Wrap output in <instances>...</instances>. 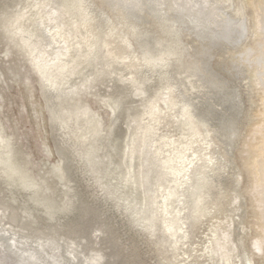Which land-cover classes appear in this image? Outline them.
I'll return each instance as SVG.
<instances>
[{
  "label": "rangeland",
  "instance_id": "rangeland-1",
  "mask_svg": "<svg viewBox=\"0 0 264 264\" xmlns=\"http://www.w3.org/2000/svg\"><path fill=\"white\" fill-rule=\"evenodd\" d=\"M59 1L0 0V134L3 143L7 144H3L0 152L5 158L10 151V160L24 173L27 184L26 188H21L14 179L10 185L0 171V264H23L18 250L26 251L31 261L35 260L33 256L37 259L36 256L45 253L39 264H77V261L78 264H226L212 252L215 241L221 240L226 231H232L228 247H235L229 255L231 264H264V248L259 251L253 246L254 241L264 236V207L258 206V200L264 199V190L262 194L254 193L255 185L264 188V63L260 62L264 61L262 0H210L212 3L207 7L212 5L213 17L205 27L190 24L187 15L177 16L176 0H162L159 5L137 0L134 8L120 0H85V14L92 27L72 34L69 44L79 46L91 34H98L103 39L114 31L118 35L114 33L112 41H115L108 50L116 58L111 64L113 67L108 68L106 48H100L98 58L86 61L82 57L74 76L62 78L55 93L44 88L28 49L20 47L19 39L11 38L9 31L15 28L14 19L24 15L21 25L26 31L25 37L37 41L39 49L48 51L45 60L52 61L54 54L62 50L65 37L71 34L73 22H81L79 16H65L68 27L53 41L50 33L55 30L54 25L41 21ZM241 22L245 24L244 32L240 30ZM230 27L233 33L230 32L228 37ZM84 51L79 55H84ZM160 51L174 52L168 57L167 67L148 68L144 55L147 52L157 55ZM170 92L177 94L172 95L174 100L178 98L172 108L179 110L167 108L163 103V98ZM52 101L57 102L54 110L61 115L59 121L80 113L78 128L71 134H76L82 141H73L72 148L65 140L67 132L51 120L49 102ZM155 102L161 109L162 117L159 114L160 118H157L160 123L143 112ZM182 108L191 112L198 126L195 137L188 126L180 123L185 117L181 116ZM141 117L144 118L141 120ZM136 119L139 124L134 123ZM147 124L154 127L149 143L154 145L158 141V145L163 146L156 156L158 159L153 156V159L150 156L143 159L137 155L130 162L129 147L138 133L136 130ZM158 137L165 139L159 138L160 141ZM195 140L201 143L197 144ZM172 142L177 145H171ZM182 144L185 145L184 156L182 161L178 160L182 163L176 162L184 169L182 176L178 180L168 174L159 181V171L152 165L173 156V151L183 150ZM187 148L192 151L188 153ZM162 155L165 157H160ZM191 160L194 161L189 163ZM222 165L225 170L221 169ZM185 168L189 173L184 172ZM199 168H205L204 172ZM156 169L160 170L159 167ZM203 174L210 176L214 185L209 190L211 197L205 202L203 212L196 215L194 207L199 195L196 188ZM143 180H146L145 188L141 186ZM171 188L177 193L173 198L165 199L164 195L174 190ZM163 205L169 207L162 213L160 207L163 209ZM150 208H159L163 222L179 218L176 238L164 241V245L158 244L163 242L161 233L152 235L144 227L143 218L152 214ZM144 209L146 215L143 216ZM72 222L77 230L72 229ZM100 229L104 232L101 237L98 236ZM173 243L177 245L175 249L171 247Z\"/></svg>",
  "mask_w": 264,
  "mask_h": 264
},
{
  "label": "bare ground",
  "instance_id": "bare-ground-1",
  "mask_svg": "<svg viewBox=\"0 0 264 264\" xmlns=\"http://www.w3.org/2000/svg\"><path fill=\"white\" fill-rule=\"evenodd\" d=\"M28 1V0H27ZM37 1V0H36ZM45 2L46 1H48V0H44ZM136 1L137 0H131V1H128V0H120V2L121 3H123V2H125V3H127V5H131V7H133L134 8V5L136 4ZM149 1H153V2H155V3H157V5H159L158 3L159 2H161L162 0H148V2ZM38 2H40V1H38ZM129 2V3H128ZM58 3V2H57ZM87 3H88V1H87ZM86 3V4H87ZM124 3V4H125ZM165 3V2H164ZM176 3H177V9L175 10V14L178 16V15H187V17H188V19H189V21H190V24H191V22H193V23H195L196 25H198V26H200V25H202L203 24V26L205 25V24H207V25H209V23H211V20H212V17H213V9L211 8L212 7V5H211V7H207V4H209V3H212V2H210V0H176ZM40 4V3H39ZM42 4V3H41ZM56 4V3H55ZM85 0H60L59 1V3H58V5L55 7V8H51L52 10H50L49 12H48V14L44 17V19L41 21V23H43V22H50L51 24H53L54 25V31L52 32V33H50L51 35L50 36H52V40L54 41L55 39H56V36L58 37L59 35H61V32H62V30H66L65 28L66 27H68V22H67V20H66V17L65 16H69V17H73V16H79V17H81V22L80 23H76L75 24V22H73L74 23V25L72 26L73 28H72V30H71V34H69V36H67V37H65V39H64V43H62V45L63 46H61L60 44V46L62 47V50L60 51V52H56L55 54H54V58L52 59V61H51V59H50V61L48 62L47 60H45L46 58V53L48 52V51H43V50H41V49H39V43L37 42V41H33V40H30V39H28L27 37H25V34H26V31H25V29H24V27L21 25V21H22V19H23V16L24 15H19V16H17L15 19H14V25H15V28H14V30H10L9 32H10V34H11V38L13 37V38H18L19 40H18V42H19V46L20 47H22V48H25V49H28V51H29V54L31 55V62H32V64L34 65V68L35 69H37V71L39 72V74H40V77H41V80H42V82H43V86H44V88L46 89V90H51L52 92H55V93H57V91H58V85L60 84V80L62 79V78H64V77H67L68 78V76H72L73 74H75L76 73V71L78 70V68H79V65H80V60H81V58L83 57V58H86L85 60L87 61V59L88 58H98L99 56H98V52H99V50H100V48H106V50H107V56H108V63H107V65L109 66L108 68H111V67H113V65H111L114 61H115V56L116 55H114L110 50H108V48H110L111 47V44H112V42L113 41H115V40H113L112 41V38H114V31L112 32H110L105 38H103V39H101V38H99V35L98 34H91V36L90 37H88V38H85L82 42H80L79 43V46H76V45H78L77 43H76V45L75 46H71L70 44H69V39H70V37H71V35L72 34H77V33H80L82 30H84V29H88V28H90V27H92L91 26V20L89 21V17H87L86 16V14H85V11H86V7H85ZM90 4H91V2H90ZM262 4H263V10H264V0H262ZM34 5H35V3H34ZM153 5V4H152ZM160 5H162V4H160ZM50 6V5H49ZM156 6V5H155ZM262 6V5H261ZM154 7V6H153ZM16 8V7H15ZM39 8V7H38ZM49 8V7H48ZM47 8V9H48ZM96 8V7H95ZM155 8H157V6L155 7ZM214 8H215V6H214ZM217 8V7H216ZM37 9V8H36ZM219 10V9H218ZM32 11V10H31ZM19 12V11H18ZM43 12V11H42ZM100 13H101V11H99ZM178 12V13H177ZM183 13V14H182ZM207 13H210V14H207ZM25 14V13H24ZM42 15V14H41ZM206 15V16H205ZM215 15V14H214ZM25 16H27V15H25ZM35 16V15H34ZM38 16V15H37ZM67 16V17H68ZM96 17V16H95ZM103 17V16H102ZM184 17V16H183ZM99 18V17H98ZM26 19V18H25ZM42 19V18H41ZM184 19V18H183ZM30 20V19H29ZM38 20V19H37ZM69 20V19H68ZM75 20V19H74ZM111 22V21H110ZM208 22V23H207ZM37 23H39V22H37ZM108 23H109V21H108ZM231 23V22H230ZM27 24V23H26ZM49 24V23H48ZM50 24V25H51ZM216 24V23H215ZM98 25V24H97ZM102 25V24H101ZM120 25V24H119ZM119 25H118V27H119ZM193 25V24H192ZM26 26V25H25ZM229 26V25H228ZM232 26V25H231ZM13 27V26H12ZM27 27H28V25H27ZM26 27V28H27ZM43 27V26H42ZM46 27V26H45ZM131 27H132V25H131ZM205 27V26H204ZM37 28V27H36ZM35 28V29H36ZM39 28V27H38ZM122 28H124V27H121V29ZM197 28V27H196ZM207 28V27H206ZM224 28V27H223ZM241 29V31H243L244 32V28H245V24H244V22H241V27H240ZM135 29V28H134ZM198 29V28H197ZM200 29V28H199ZM201 29H203V28H201ZM233 29V28H232ZM232 29H231V27L230 28H228V32H229V35H228V37L230 36V32H232ZM38 30V29H37ZM70 30V29H69ZM133 30V29H132ZM261 30H262V32L264 33V14H263V17H262V28H261ZM35 31V30H34ZM238 31V30H237ZM67 32V31H66ZM118 32H120V31H118ZM35 33V32H34ZM90 33V32H89ZM88 33V34H89ZM123 33V32H122ZM233 33V32H232ZM115 34H117V33H115ZM133 34V33H132ZM32 35V34H31ZM30 35V36H31ZM46 35H48V34H46ZM82 35V34H81ZM118 35V34H117ZM116 35V36H117ZM73 36V35H72ZM47 37H49V36H47ZM75 37V36H74ZM130 37V36H129ZM234 37V36H233ZM32 38V37H31ZM50 38V37H49ZM48 38V39H49ZM72 38V37H71ZM76 38V37H75ZM74 38V39H75ZM79 38V37H78ZM118 38V37H117ZM126 39V38H125ZM51 40V41H52ZM58 40V39H57ZM76 40V39H75ZM79 40V39H78ZM81 40H82V38H81ZM118 40V39H117ZM116 40V41H117ZM16 41V40H15ZM71 41V40H70ZM120 41V40H119ZM119 41H117V42H119ZM128 41V40H127ZM39 42H40V40H39ZM50 42V41H49ZM58 42V41H57ZM74 42H76V41H73V43ZM52 43V42H51ZM54 43V42H53ZM123 43V42H122ZM127 43V42H126ZM48 44V43H47ZM75 44V43H74ZM50 45V44H49ZM51 46V45H50ZM55 46V45H54ZM42 47H44V46H42ZM57 47V46H56ZM114 47V46H113ZM130 47H132V46H130ZM48 48V47H47ZM58 48V47H57ZM43 49H45V48H43ZM53 49H55L54 47H53ZM85 49V53H84V55H79V53L81 52V51H83ZM116 49V48H115ZM46 50V49H45ZM58 50V49H57ZM56 50V51H57ZM60 50V49H59ZM126 50V49H125ZM164 50V49H163ZM171 50V49H170ZM127 51V50H126ZM128 51H129V48H128ZM130 51H131V49H130ZM53 52V51H52ZM172 52V51H171ZM51 53V52H50ZM74 53H76L75 55H74ZM48 54V53H47ZM116 54V53H115ZM124 54V53H123ZM127 54V53H126ZM170 54V55H169ZM172 54H174V52L173 53H166V51L164 52V51H160V53L159 54H157V55H152V54H150L149 52H147L145 55H144V59H145V64H146V66L149 68V67H153V68H155L156 66H164L165 68L167 67L166 66V64H168V57L169 56H171ZM49 55V54H48ZM47 55V56H48ZM106 55V54H105ZM67 56V57H66ZM85 56V57H84ZM104 56V55H103ZM123 57V56H122ZM126 57V56H125ZM124 58V57H123ZM131 59H133V58H131ZM122 60V59H121ZM260 60V59H259ZM263 60H264V58H263ZM127 61V60H126ZM137 61H138V59H137ZM117 62V61H116ZM134 62V61H133ZM141 62V61H140ZM260 62L263 64L264 63V61H261L260 60ZM137 63V62H136ZM121 64V63H120ZM133 64V63H132ZM144 64V65H145ZM131 66V65H130ZM144 67V66H143ZM168 71V70H167ZM263 74H264V72H263ZM74 76V75H73ZM171 76V75H170ZM174 76V75H173ZM134 78H136V77H134ZM171 78V77H170ZM170 81V80H169ZM171 82V81H170ZM170 82H169V84H170ZM42 84V83H41ZM174 84V83H173ZM176 84V83H175ZM175 87H177V86H175ZM169 88H167V90H168ZM172 89H173V87H172ZM177 90V89H176ZM175 90V91H176ZM170 91H171V89H170ZM174 91V90H173ZM141 92V91H140ZM165 93V92H164ZM167 94V93H166ZM173 94H172V92H170L169 93V95H168V97L167 98H163V103L165 104V106L167 107V108H172L174 105H175V100H178V98L177 99H173V96L174 95H177V94H174L173 96H172ZM161 97V96H160ZM158 99H159V97H157ZM156 98V99H157ZM113 99V98H112ZM185 99V98H184ZM111 101V100H110ZM153 101V100H152ZM155 101V100H154ZM145 102V101H144ZM162 102V101H161ZM178 102V101H177ZM177 102H176V104H177ZM183 102V101H182ZM188 103V102H187ZM57 104V102L55 101H52V102H49V105H50V108H51V120H52V122L53 123H55L56 124V126L57 125H59L61 128H62V130H64V131H66L67 132V137H65V140H66V142H69V146H71V148H72V146H73V141H77V142H81L82 141V139H80L76 134H73L74 135V137H73V135L71 134L72 133V131H73V133H75L74 132V130L76 129V128H78V125H79V121H80V113L79 112H77V114H75V115H73V116H71L69 119H66V120H64V121H59V119H60V114L59 113H57L55 110H54V107H55V105ZM149 105V104H148ZM182 105V104H181ZM162 107H163V104H162ZM182 107V106H181ZM185 107V106H184ZM165 108V107H164ZM167 108H165V109H167ZM173 108H175V107H173ZM172 108V109H173ZM188 108V107H187ZM145 109H146V112L145 111H143L144 113H146V114H144V116L146 115L147 117H150V119L151 120H153V121H155L157 118L159 119L160 118V111H161V109H160V105H158V103H156L155 102V104H151V105H149L148 106V108H146L145 107ZM178 109V108H177ZM177 109H173V110H177ZM183 110H182V113H181V116L182 117H184V118H186V114H187V118L184 120V118H183V120L180 122L181 124H183V125H185V126H188V128L190 129V131H191V133L193 134V136L195 137V135H196V133H197V131H198V126L196 125V122L193 120V118H192V115H191V112H189L188 113V111H187V109H184V108H182ZM192 109V108H191ZM112 110V109H111ZM164 110V109H163ZM179 110V109H178ZM164 112V111H163ZM175 112V111H174ZM167 113V112H166ZM168 113H169V111H168ZM173 113V112H172ZM141 114H142V112H141ZM160 114V115H159ZM163 114V113H162ZM195 114H197V113H195ZM194 114V115H195ZM168 115V114H167ZM190 115V116H189ZM202 115V114H201ZM140 116V115H139ZM142 116V115H141ZM159 116V117H158ZM161 117H162V115H161ZM174 117V116H173ZM179 117V116H178ZM181 117V118H182ZM197 117V116H196ZM199 117H201V116H199ZM139 118V117H138ZM144 118V117H143ZM142 117H141V120L143 119ZM202 118V117H201ZM200 118V119H201ZM205 118V117H204ZM148 119V118H147ZM146 119V120H147ZM158 119H157V123L159 122L158 121ZM141 120H140V122H141ZM145 120V121H146ZM163 120V119H162ZM161 120V121H162ZM178 120V119H177ZM177 120H176V122H177ZM181 120V119H180ZM153 121H150V122H153ZM58 122V123H57ZM89 124H90V122L89 121H87ZM147 122V121H146ZM166 122V121H165ZM134 123H136V124H139V121H138V119H136L135 120V122ZM160 123V122H159ZM135 124V125H136ZM141 124V123H140ZM143 124H145V122L143 123ZM148 124H150V123H148ZM145 125V126H141L140 125V127H139V129L140 130H136L138 133L135 135V137L133 138V142H132V145L129 147L130 148V150H129V161L131 162V161H133V160H135V157L137 156V155H140L143 159L145 158H148L149 156L152 158V156H153V158L154 159H158V157H156V156H158L159 154H160V148H162V147H160L159 145H158V141H155L156 143H157V145H155L156 143L153 141V143H155L154 145L152 144V143H149L150 141L148 140L149 139V137H150V134L152 133V129L154 128V127H152V125ZM166 124V123H165ZM54 125V124H53ZM139 126V125H138ZM200 126V125H199ZM59 127V128H60ZM161 127V126H160ZM262 127V126H261ZM155 128H157V127H155ZM264 129V128H263ZM61 130V129H60ZM177 130V129H176ZM202 130V129H201ZM155 131V130H154ZM185 131V130H184ZM255 131V130H254ZM264 131V130H263ZM131 132V131H130ZM202 132V131H201ZM262 132V131H261ZM1 133V132H0ZM133 134V133H132ZM153 134H154V132H153ZM199 134V133H198ZM209 134V133H208ZM256 134V133H255ZM152 135V134H151ZM175 135V134H174ZM200 135V134H199ZM263 135H264V133H263ZM87 136V135H86ZM160 136V135H159ZM76 137H78L79 139H75ZM98 137V136H97ZM131 137V136H130ZM129 137V138H130ZM133 137V136H132ZM84 138V137H83ZM128 138V137H127ZM128 138V139H129ZM152 138V137H151ZM162 139L161 137H158L157 138V140L158 139ZM187 138V137H186ZM190 137H188V139H189ZM193 138V137H192ZM197 138V137H196ZM131 140H132V138H130ZM159 139V140H160ZM164 139H165V137H164ZM164 139H162V140H164ZM199 139V138H198ZM205 139V138H204ZM207 139V138H206ZM210 139H211V137H210ZM150 140H152V139H150ZM172 140H174L175 141V139H172ZM172 140H170V141H172ZM184 140V139H183ZM203 140V139H202ZM264 140V139H263ZM63 141V140H62ZM161 141V140H160ZM165 141H167V139L165 140ZM164 141V142H165ZM184 141H187V140H184ZM206 141V140H205ZM3 142H5L3 139H2V136H1V134H0V151H1V147L2 146H5V145H7V144H5V143H3ZM163 142V141H162ZM168 142V141H167ZM167 142H166V144H167ZM203 142V141H202ZM211 142H212V139H211ZM232 142V141H231ZM262 142V141H261ZM260 142V143H261ZM64 143V142H63ZM176 142H174V144H175ZM179 143V142H178ZM190 143V142H189ZM188 143V144H189ZM192 143V142H191ZM195 143H197V144H199V143H201V142H196V140H195ZM194 143V144H195ZM203 143H206V142H203ZM3 144H5V145H3ZM82 144V143H81ZM149 144H151V145H153V146H155L154 148V151H152L151 150V145H149ZM160 144H162V143H160ZM169 144V143H168ZM173 144V142H172V144L171 145H174ZM193 144V145H194ZM209 144V143H208ZM264 144V143H263ZM263 144H260L261 146L263 145ZM65 145H66V143H65ZM80 145V144H79ZM128 145V144H127ZM163 145H164V143H163ZM170 145V146H171ZM176 145H177V143H176ZM181 145V144H180ZM183 145V144H182ZM185 145H187L186 143H185ZM185 145H183L184 147H182L183 148V150H179L177 153H173L172 152V154H173V156H168L167 158H164L165 157V155L163 156H160V157H163L164 159L162 160V158H160L161 160H162V162L161 163H159V162H157L156 163V165L154 164V165H152L154 168H155V170H158L159 171V174H160V177L158 178L159 179V181H161L162 179H164V177H166V175H168V174H170V176H173V177H175L176 176V179H178L179 178V176L181 177L182 176V173H183V170L184 169H181L180 167H178L177 165H176V162L179 160V158H180V160L182 161V159H183V156H184V151H185ZM190 145V144H189ZM196 145V144H195ZM170 146H169V148H170ZM207 146V145H206ZM205 146V147H206ZM214 146H215V144H214ZM264 146V145H263ZM167 147V146H166ZM176 147V146H175ZM204 147V148H205ZM210 147H211V145H210ZM153 148V147H152ZM165 148V147H164ZM180 148V147H179ZM193 148V147H192ZM191 148V149H192ZM199 148V147H198ZM207 148V147H206ZM172 149V148H171ZM176 149V148H175ZM194 149V148H193ZM208 149V148H207ZM98 150V149H97ZM161 150H163V149H161ZM173 150V149H172ZM172 150H170V151H172ZM205 150V149H204ZM260 150V149H259ZM262 150H264V149H262ZM127 151H128V149H127ZM167 151V150H166ZM177 151V150H176ZM187 151H189L188 150V148H187ZM190 151H192V150H190ZM190 151L188 152V153H190ZM162 152V151H161ZM164 153H165V149H164V151H163ZM207 152V151H206ZM260 152V151H259ZM262 152V151H261ZM12 153V152H11ZM188 153H187V155H188ZM75 154H76V156H78L77 155V152H75ZM127 154V153H126ZM152 154V155H151ZM170 154V153H169ZM172 154H170V155H172ZM174 154H176V155H174ZM191 154H192V152H191ZM208 153H206V155H207ZM210 154V153H209ZM192 155H194V151H193V154ZM205 155V154H204ZM79 156H80V151H79ZM166 156H167V154H166ZM191 156V155H190ZM210 156H211V154H210ZM215 156V155H214ZM105 157V156H104ZM149 157V158H150ZM194 157H195V155H194ZM194 157H192L193 159H194ZM205 157V156H204ZM206 157H208V156H206ZM213 157V156H212ZM12 158V157H11ZM10 151H7V153H6V157L5 158H3L2 157V154H1V152H0V171H1V174H2V176H5V178H6V182H8L10 185H13L12 184V182L13 181H15V180H17L16 181V183H17V185L18 186H20L21 188H26L27 187V184H26V181H25V179H26V177H25V175H24V173L21 171V169H19V168H17V166L15 165V163L13 162V161H11L10 159ZM79 158V157H78ZM78 158H76V160L78 161L79 159ZM152 158V159H153ZM178 158V159H177ZM186 158V156L184 157V159ZM191 158V159H192ZM198 159H199V157H197ZM209 158V157H208ZM151 159V160H152ZM203 159V158H202ZM205 159V158H204ZM263 159V158H262ZM214 160V159H213ZM217 160V159H216ZM215 160V161H216ZM264 160V159H263ZM156 161H158V160H156ZM181 161H178V163L180 162V163H182ZM194 161V160H193ZM192 160H191V162L189 161V163H192L193 162ZM196 161V160H195ZM198 161H200V159L198 160ZM207 161H209V160H207ZM186 162V161H185ZM211 162V161H210ZM263 162V161H262ZM4 163V164H3ZM188 162H186V164H187ZM202 163V162H201ZM212 163H213V161H212ZM215 163V162H214ZM218 163V162H217ZM220 163V162H219ZM222 163V162H221ZM144 164V163H143ZM184 164V163H183ZM182 164V165H183ZM186 164H184V165H186ZM202 164H204V163H202ZM263 164H264V162H263ZM127 165V164H126ZM190 165V164H189ZM189 165H188V167H189ZM210 165V164H209ZM209 165H207V166H209ZM212 165H219V164H212ZM180 166V165H179ZM187 166V165H186ZM191 166V165H190ZM201 166V165H200ZM199 166V167H200ZM206 166V167H207ZM223 166V165H222ZM129 167V166H128ZM127 167V168H128ZM130 167H131V165H130ZM129 167V168H130ZM156 167H159L160 168V170L159 169H156ZM185 167V166H184ZM205 167V168H206ZM215 167V166H214ZM154 168H150V171H152V170H154ZM194 168H197V167H194ZM204 168V169H205ZM131 169V168H130ZM191 169V168H190ZM192 169H193V166H192ZM202 170L203 172H204V169L203 168H199V170ZM209 169V168H208ZM221 169H224V166H223V168H221ZM129 170V169H128ZM134 170V169H133ZM140 170V169H139ZM189 170V169H188ZM188 170H186V168H185V173H186V171H188ZM198 170V169H197ZM197 170H194V171H196L197 172ZM225 170V169H224ZM224 170H223V172H224ZM149 171V172H150ZM157 171V172H158ZM193 171V172H194ZM210 171H212V170H210ZM216 171V170H215ZM221 171V170H220ZM153 172V171H152ZM193 172H191V173H193ZM195 172V173H196ZM201 172V171H200ZM199 172V173H200ZM213 172V171H212ZM219 172V171H218ZM131 173V172H130ZM143 173V172H142ZM188 173H189V171H188ZM222 173V172H221ZM158 174V175H159ZM172 174V175H171ZM226 174V173H225ZM225 174H223V176L225 175ZM189 175H191V174H189ZM193 175V174H192ZM199 175V174H198ZM206 175V174H205ZM205 175L203 174L199 179H200V183L198 182V186H197V188L196 189H199V195H198V200H197V204H195L194 206V209H195V213H196V215H198L201 211L203 212V210H202V208L203 207H205L204 206V204H205V202L206 201H209V196L211 197V192L209 193V190L210 189H213V186L212 185H214V184H212L211 182H210V180H211V178H210V176L208 177H205ZM121 176V175H120ZM128 176V175H127ZM186 175H184V177H185ZM133 177V176H132ZM132 177H131V179H132ZM192 177V176H191ZM193 177H196V176H193ZM15 179V180H14ZM124 179V178H123ZM127 179H129V176H128V178ZM182 179V178H181ZM180 179V180H181ZM187 179V178H186ZM189 179V178H188ZM223 179V178H222ZM255 179V178H254ZM126 180V179H125ZM134 180V179H133ZM175 179H173V181H174ZM179 180V179H178ZM190 181L192 180V178L191 179H189ZM148 181V180H147ZM177 181V180H176ZM175 181V182H176ZM127 182V181H126ZM125 182V183H126ZM260 182V181H259ZM168 183V182H167ZM178 183H180V181L178 182ZM196 183V182H195ZM218 183H219V181H218ZM181 184V183H180ZM125 185H127V184H125ZM177 185H179V184H177ZM186 185H187V183H186ZM264 185V184H263ZM141 186L142 187H146V180H143L142 182H141ZM166 186V185H165ZM173 186H176L175 184L173 185ZM172 186V187H173ZM211 186H212V188H211ZM262 186V185H261ZM164 187V186H163ZM180 187H181V185H180ZM169 188V187H168ZM215 188V187H214ZM220 188V187H219ZM159 189V188H158ZM163 189V188H162ZM171 189H174V188H171ZM171 189H169V190H171ZM177 189H179V188H177ZM181 189V188H180ZM217 189H218V187H217ZM262 189V188H261ZM260 189V184L258 185H255V187H254V193L256 192V193H258V194H262L263 193V190H264V188L261 190ZM156 190V189H155ZM167 190V189H166ZM154 191V190H153ZM175 189L174 190H171L170 192L168 191V195H164V196H166L165 197V199H170V197H172L173 198V196H175V194L177 193H175ZM149 192V191H148ZM127 193V192H126ZM147 193V192H146ZM157 193V192H156ZM163 193V192H162ZM221 193V192H220ZM251 193V192H250ZM151 194V193H150ZM218 194V193H217ZM149 195V194H148ZM257 195V194H256ZM264 195V194H263ZM141 196V195H140ZM146 196V195H145ZM161 196V195H160ZM258 196H260V195H258ZM150 197H152V196H150ZM153 197H154V195H153ZM162 197V196H161ZM146 198V197H145ZM176 199H177V197H175ZM174 198V199H175ZM237 198V197H236ZM240 198V197H239ZM263 198V197H262ZM260 199V200H258V206H259V208H262V207H264V199ZM208 199V200H207ZM212 199H214L213 197H212ZM255 199V198H254ZM147 200V199H146ZM164 200V199H163ZM239 200V199H238ZM210 201H211V199H210ZM237 201V200H236ZM168 202H170V201H168ZM173 202V201H172ZM175 202V201H174ZM255 202V201H254ZM162 203V202H161ZM165 203V201L163 202V204ZM167 203V202H166ZM178 203V202H177ZM209 203H211V202H209ZM209 203H206V205L207 204H209ZM212 203H213V201H212ZM212 203H211V205H212ZM153 204V203H152ZM157 204V203H156ZM216 204V203H215ZM147 205H148V203H147ZM168 205H169V203H168ZM187 205V204H186ZM213 205H214V203H213ZM157 206V205H156ZM164 206V205H163ZM208 206V205H207ZM148 207H149V205H148ZM167 207H169V206H167ZM167 207L166 206H164V208L163 209H161V207H160V210H162V213L163 212H165V211H167ZM209 207V206H208ZM212 207V206H211ZM215 207V206H214ZM178 208V207H177ZM216 208V207H215ZM259 208H257V209H259ZM125 209V208H124ZM148 209V208H147ZM151 209V208H150ZM263 209V208H262ZM152 210V209H151ZM212 210V209H211ZM260 210V209H259ZM206 211V210H205ZM209 211V210H208ZM262 211V210H261ZM124 212V211H123ZM145 212H146V210L144 209L143 211H142V215L144 216V215H146L145 214ZM260 212V211H259ZM264 212V211H263ZM85 213V212H84ZM125 213V212H124ZM127 213V212H126ZM150 213V212H149ZM160 212H159V208H158V210L156 209V210H152V214L150 213V214H147V217H146V219L145 218H143L144 219V227L145 228H147L148 230H149V233L150 234H152V235H157V234H159V232L161 233V236L163 237V242L162 243H160V241H159V243L158 244H163L164 243V241L166 242L168 239L169 240H171L172 238H176V236L178 235L177 233L179 232L178 230L180 229V228H178V224L180 223L179 222V218H177V217H174V215H173V217L174 218H172V219H170V220H168V221H165V219L166 218H164V221L165 222H163V221H161L162 219H160V214H159ZM168 213V212H167ZM185 213V212H184ZM209 213V212H208ZM261 213V212H260ZM135 214V213H134ZM171 214V213H170ZM175 214V213H174ZM202 214V213H201ZM87 215V214H86ZM191 215V214H190ZM263 215V214H262ZM4 216V215H3ZM6 216V215H5ZM171 216V215H170ZM200 216H203V215H200ZM264 216V215H263ZM166 217V216H165ZM163 218V217H162ZM170 218V217H169ZM204 218V217H203ZM4 219V218H3ZM63 219V218H62ZM263 219V218H262ZM83 220V219H82ZM142 221V220H141ZM185 221V220H184ZM20 222V221H19ZM27 222V221H26ZM76 222V221H75ZM75 222H74V224H75ZM179 222V223H178ZM227 222H229V221H227ZM264 223V222H263ZM72 225H71V227H72V229H76L77 230V227H74V225H73V222L71 223ZM230 224V223H229ZM104 225V224H103ZM143 225V224H142ZM9 226V225H8ZM13 226V225H12ZM12 226H11V228H12ZM15 226V225H14ZM75 226H76V224H75ZM79 226H80V223L78 224V228H79ZM89 226V225H88ZM91 226V225H90ZM105 226V225H104ZM183 226V225H182ZM229 226V225H228ZM231 226H232V223H231ZM230 226V227H231ZM37 227V226H36ZM82 227V226H81ZM142 227V226H141ZM9 228V227H8ZM41 228V227H40ZM105 228H107V227H105ZM228 228V227H227ZM36 229V228H35ZM38 229V228H37ZM142 229V228H141ZM5 230V229H4ZM3 230V231H4ZM13 230V229H12ZM15 230V229H14ZM14 230H13V232H14ZM105 230H107V229H105ZM144 230V229H143ZM6 231V230H5ZM38 231V230H37ZM89 231V230H88ZM1 232V231H0ZM21 232V231H20ZM35 232V231H34ZM48 232V231H47ZM95 232V231H94ZM100 232H101V234L99 235L98 234V236L99 237H101L102 236V234L104 233L101 229H100ZM103 232V233H102ZM219 232H221V231H219ZM223 232H224V230H223ZM232 232V231H231ZM231 232L230 231H226L224 234H222L221 236H222V238H221V240H217V242L215 241V247L213 248V253L215 254V253H217V255H218V257H219V260L220 259H222V260H224L223 261V263L224 262H229L230 263V260H229V255H230V253H232L233 251H234V249H233V247H231V246H229L228 247V245H227V243H229L230 242V237H232L231 236ZM8 233V232H7ZM43 233V232H42ZM50 232H48V234H49ZM62 233V232H61ZM76 233V232H75ZM110 233V232H109ZM262 233V232H261ZM264 233V232H263ZM14 234V233H13ZM28 234V233H27ZM33 234V233H32ZM38 234V233H37ZM40 234V233H39ZM47 234V235H48ZM63 234V233H62ZM68 234V233H67ZM5 235H6V233H5ZM22 235V234H21ZM43 235V234H42ZM58 235V234H57ZM57 235L55 236V237H57ZM106 235V234H105ZM7 236H9V235H7ZM216 236H218V235H216ZM30 237V236H29ZM35 237L37 238L38 236H36L35 235ZM47 237V236H46ZM67 237V236H66ZM77 237V236H76ZM75 237V238H76ZM78 237H79V235H78ZM108 237V236H107ZM161 237V238H162ZM12 238H13V236H12ZM22 238V237H21ZM39 238V237H38ZM37 238V239H38ZM63 238V237H62ZM155 238H156V236H155ZM40 239V238H39ZM74 239V238H73ZM256 239V238H255ZM17 240V239H16ZM23 240V239H22ZM36 240V239H35ZM81 240V239H80ZM79 240V241H80ZM83 240V239H82ZM81 240V241H82ZM115 240V239H114ZM150 240V239H149ZM148 240V241H149ZM177 240V239H176ZM8 241H10V239L8 240ZM65 241V240H64ZM68 241H70V240H68ZM92 241V240H91ZM104 241V240H103ZM157 241V240H156ZM233 241V240H232ZM5 242V241H4ZM29 242V241H28ZM176 242V241H175ZM178 242V241H177ZM2 243V242H1ZM13 243V242H12ZM15 243V242H14ZM13 243V244H14ZM19 243V242H18ZM25 243V242H24ZM31 244H32V242H30ZM34 243V242H33ZM63 243V242H62ZM68 243V242H67ZM101 243V242H100ZM105 243V242H104ZM231 243V242H230ZM5 244V243H4ZM20 244V243H19ZM19 244H18V246H19ZM45 244V243H44ZM48 244V243H47ZM46 244V245H47ZM65 244V243H64ZM178 244V243H177ZM6 245V244H5ZM26 245V244H25ZM35 245V244H34ZM86 245V244H85ZM98 245V244H97ZM154 245H155V243H154ZM164 245V244H163ZM214 245V244H213ZM234 245H235V243H234ZM4 246V245H3ZM7 246V245H6ZM11 246V245H10ZM15 246V245H14ZM94 246V245H93ZM96 246V245H95ZM175 246H177L175 243H173V245H171V247L173 248V249H175L176 247ZM253 246H254V248H255V250H259V251H261L263 248H264V236H262V237H260V238H258L256 241H254V244H253ZM28 247H30V246H28ZM36 247V246H35ZM39 247V246H38ZM54 247V246H53ZM81 247H82V245H81ZM80 247V248H81ZM161 247H163V246H161ZM213 247V246H212ZM9 248V247H8ZM45 248V247H44ZM52 248V247H51ZM71 248H73V247H71ZM70 248V249H71ZM79 248V249H80ZM235 248V247H234ZM2 249V248H1ZM5 249V248H4ZM7 249V248H6ZM14 250H15V248H13ZM32 249H33V247H32ZM32 249H31V251H29L30 253L32 252ZM63 249H64V247H63ZM78 249V248H77ZM155 249H157L156 247H155ZM159 249V248H158ZM164 249V248H163ZM172 249V250H173ZM232 249H233V251H232ZM21 250H22V248H21ZM27 250V249H26ZM47 250V249H46ZM52 250V249H51ZM50 250V251H51ZM67 250H68V248H67ZM161 250V249H160ZM207 250V249H206ZM4 251V250H3ZM8 251H9V249H8ZM12 251V250H11ZM10 251V252H11ZM34 251H36V249H34ZM40 250H38V252H39ZM73 251V250H72ZM76 251V250H75ZM118 251V250H117ZM157 251V250H156ZM10 252H7L6 251V253H10ZM18 252H19V254H20V256H21V258L24 260V262H23V264H39V262L40 261H42L44 258H45V253L43 254V255H41V256H36L37 257V259L33 256V259H35V260H33V261H31L32 260V258H31V256H26V251H24V250H22V251H20V250H18ZM43 252V251H42ZM41 252V253H42ZM81 252V251H80ZM94 252V251H93ZM207 252V251H206ZM30 253H28V255H30ZM37 253V252H36ZM48 253V252H47ZM83 253V252H82ZM94 253H96V251L94 252ZM160 253V252H159ZM158 253V255H161V254H159ZM11 254H12V252H11ZM40 254V253H39ZM53 253L51 252V255H52ZM65 254V253H64ZM77 254V253H76ZM106 254V253H105ZM207 254V253H206ZM209 254V253H208ZM211 254V253H210ZM3 255V254H2ZM16 255V254H15ZM31 255H33V254H31ZM63 255V254H62ZM66 255V254H65ZM71 255V254H70ZM99 255V254H98ZM112 255V254H111ZM204 255V254H203ZM6 256V255H5ZM8 256V255H7ZM7 256H6V258H7ZM10 256V255H9ZM13 256V255H12ZM100 256V255H99ZM120 256V255H119ZM162 256V255H161ZM215 256V255H214ZM11 257V256H10ZM101 257V256H100ZM109 257V256H108ZM112 257V256H111ZM165 257V256H164ZM221 257V258H220ZM231 257H232V255H231ZM15 258V257H14ZM17 258V257H16ZM46 258H48L49 259V257L47 256ZM51 258V257H50ZM85 258V257H84ZM92 258V257H91ZM165 258H167V257H165ZM18 259V258H17ZM53 259V258H52ZM52 259H50V260H52ZM82 259V258H81ZM99 259V258H98ZM6 260V259H5ZM49 260V261H50ZM74 260V259H73ZM79 260V259H78ZM163 260V259H162ZM167 260V259H166ZM222 260H220V261H222ZM4 261V260H3ZM14 261V260H13ZM47 261V260H46ZM52 261H54V260H52ZM59 261V260H58ZM72 261V260H71ZM161 261V260H160ZM43 262V261H42ZM42 262H41V264H42ZM86 262V261H85ZM9 263H12L11 261L9 262ZM14 263H15V261H14ZM44 263H46V262H44ZM106 263V262H105ZM163 263H166V261L165 262H163ZM226 263V264H227ZM228 263V264H229ZM234 263V262H233ZM71 264V263H70ZM75 264V263H74ZM77 264H78V261H77ZM83 264V263H82ZM96 264H99V263H96ZM218 264V263H217ZM231 264V263H230Z\"/></svg>",
  "mask_w": 264,
  "mask_h": 264
}]
</instances>
